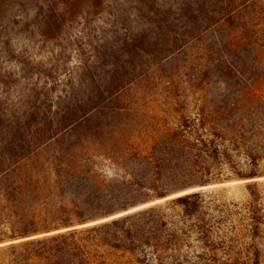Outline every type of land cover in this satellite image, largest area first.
Here are the masks:
<instances>
[{"label":"rangeland","instance_id":"1","mask_svg":"<svg viewBox=\"0 0 264 264\" xmlns=\"http://www.w3.org/2000/svg\"><path fill=\"white\" fill-rule=\"evenodd\" d=\"M262 99L264 0H0V172L20 162L28 167L34 186L29 184L25 199L19 194L9 199L39 221L27 231L34 238L66 231L67 216L55 210L86 184L82 176L69 173L66 164L74 166L72 162L55 161L49 153L23 160L24 154L49 146L91 147L101 154L92 160L97 165L93 169L111 180L116 174L112 160L147 153L165 129L177 130L185 120L197 130V120L206 117L200 110L203 103L219 107ZM240 111L235 105L230 113ZM86 115L92 120L76 132L100 130L112 136L106 141L51 142ZM114 134H122L121 140L113 139ZM229 153L234 169L224 156L213 160L202 155L186 177L199 185L105 221L203 192L211 203L200 219L217 250L204 252L194 234L188 242L193 253L179 261L254 264L259 252L264 263V178L255 180L261 225L254 241L245 210L250 181L237 178L247 167L242 154ZM2 187L7 184L0 183ZM11 201L0 199V211ZM162 214L167 225L161 244L174 245L180 235L175 233L181 227L179 210ZM103 220L73 221L71 226ZM12 229L0 214V248L28 240L11 241ZM161 254V264H171L170 252Z\"/></svg>","mask_w":264,"mask_h":264},{"label":"trees","instance_id":"2","mask_svg":"<svg viewBox=\"0 0 264 264\" xmlns=\"http://www.w3.org/2000/svg\"><path fill=\"white\" fill-rule=\"evenodd\" d=\"M235 105L241 107L237 115L230 113ZM200 110L206 117L197 120V130L183 120L184 124L179 123L177 130L165 129L161 132L147 153L126 154L119 157L121 162L112 160L116 174L111 180L102 179L93 169L97 165L92 160L100 158L101 154L91 147L51 149L49 146L24 154L22 159L28 160L49 153L55 161L65 160L75 164H66L73 178L82 176L81 180L86 185L75 191V196L60 201L55 210L58 215L67 216V224H63L66 228L64 232L41 238L28 234V229L38 227L39 221L30 212L21 213L20 207L9 198L19 194L25 199L27 190L34 186L29 180L33 177L27 175L28 167H24L26 165L22 162L1 170L0 183L7 184V187L0 189V199L11 202L0 214H5V220L12 225L14 234L10 237L11 241L28 240L1 247L0 264H161L164 257L161 253L165 251L170 252L171 264H182L179 260L187 259L193 253L188 242L194 234L204 252L217 250L216 245L211 244V230L200 219L211 203L203 192L185 194L162 206L105 220L118 212H127L131 207L199 185L186 178L194 173L196 158L208 155L214 160L221 155L233 168L231 151L242 154L247 167V170L237 174V178L250 181L245 210L248 213V234L255 241L261 225L257 218L260 194L255 180L264 178V99L219 107L207 102L201 105ZM86 116L73 123L74 129L54 135L50 138L51 142L68 138L81 142L106 141L108 136H112L100 130L76 132L93 118ZM112 138L121 140L122 134H114ZM11 178L15 179L13 184ZM68 179L71 176L65 182ZM29 184L32 185L29 187ZM200 186H207V182H202ZM170 208L179 210L181 227L175 232L180 233L176 243L169 246L161 244V235L167 225L162 213ZM99 218H103L104 222L82 228L71 226L73 221L83 225ZM185 248L188 249L185 251ZM257 253L254 264H264Z\"/></svg>","mask_w":264,"mask_h":264},{"label":"water","instance_id":"3","mask_svg":"<svg viewBox=\"0 0 264 264\" xmlns=\"http://www.w3.org/2000/svg\"><path fill=\"white\" fill-rule=\"evenodd\" d=\"M130 213V212H129Z\"/></svg>","mask_w":264,"mask_h":264}]
</instances>
